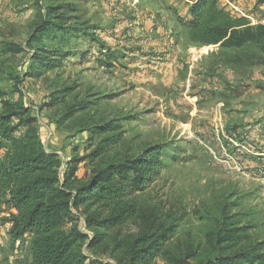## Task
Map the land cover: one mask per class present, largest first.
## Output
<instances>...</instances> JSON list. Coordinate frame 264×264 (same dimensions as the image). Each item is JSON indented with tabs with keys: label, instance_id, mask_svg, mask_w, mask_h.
<instances>
[{
	"label": "rangeland",
	"instance_id": "rangeland-1",
	"mask_svg": "<svg viewBox=\"0 0 264 264\" xmlns=\"http://www.w3.org/2000/svg\"><path fill=\"white\" fill-rule=\"evenodd\" d=\"M190 4L0 0V111L5 100L23 98L25 113L13 121L20 122L16 137L34 131L62 165L71 157L76 183L109 162L140 156L151 144L165 146L161 177L137 193V213L126 223L88 227L85 218L99 210H74L67 228L77 225L89 238L105 233L92 248L88 240L75 245L100 264H116L117 243L168 229L176 251L205 256L211 249L204 236L212 227L209 218L219 214L229 193L239 196L240 206L228 213L248 210L254 240L264 239V44L223 48L191 42L183 24ZM52 5L74 29L46 41L55 52L46 58L57 57L58 66L48 69L40 61L31 70L27 41L38 24L51 20L46 8ZM218 5L253 27L264 24V0H218ZM8 42L22 50L5 51ZM29 116L34 121L25 125ZM109 120L120 124L118 146L106 147L102 134L89 131ZM97 146L102 154L91 161L86 156ZM2 208L0 264H28L25 246L10 241ZM154 264L165 263L158 258Z\"/></svg>",
	"mask_w": 264,
	"mask_h": 264
},
{
	"label": "trees",
	"instance_id": "trees-1",
	"mask_svg": "<svg viewBox=\"0 0 264 264\" xmlns=\"http://www.w3.org/2000/svg\"><path fill=\"white\" fill-rule=\"evenodd\" d=\"M59 9V6H48L46 16L51 20L38 24L27 41L32 50L31 70L39 68L40 61L48 69L59 65L57 57L46 58L55 53L49 50L46 41L74 29L63 22L65 12ZM183 24L195 44H219L223 48L254 41L264 44V24L251 26L247 18L235 17L220 8L218 0H191L189 19ZM5 46V51L10 53L22 50L13 42ZM40 52H44L45 58ZM23 113L22 97L16 101L5 100L0 111V205L1 211L7 214L2 219L9 224L11 243L25 246L30 257L28 264H100L76 250L75 245L88 240L87 247L92 248L104 240L105 233L97 232L89 238L77 225L71 228L66 225L75 220L74 210L79 206H94L99 210L85 218L88 227L108 229L134 217L137 193L161 177L165 166L164 144H151L132 159L109 162L76 183V166L71 157L62 165L54 150L45 151L41 136L34 131L27 130L23 136L16 137L20 122L13 121ZM23 121L28 125L34 117ZM119 129L120 124L109 120L89 131L102 134V142L109 147L122 143ZM101 154L102 148L97 146L86 157L94 161ZM230 194L220 205L219 214L209 218L213 221L212 227L204 236L211 249L205 256L176 251L171 247L172 234L167 233L168 229L161 233L142 232L117 243L116 248L121 252L116 264H154L158 258L165 264H264V239L254 240L251 230L255 226L247 220L251 215L248 210L228 213L230 207L240 206L239 196ZM104 213L108 214L103 217Z\"/></svg>",
	"mask_w": 264,
	"mask_h": 264
},
{
	"label": "crops",
	"instance_id": "crops-1",
	"mask_svg": "<svg viewBox=\"0 0 264 264\" xmlns=\"http://www.w3.org/2000/svg\"><path fill=\"white\" fill-rule=\"evenodd\" d=\"M227 1H229V0H227Z\"/></svg>",
	"mask_w": 264,
	"mask_h": 264
}]
</instances>
